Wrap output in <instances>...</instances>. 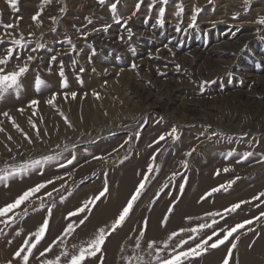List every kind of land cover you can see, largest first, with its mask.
Returning a JSON list of instances; mask_svg holds the SVG:
<instances>
[{"label": "rangeland", "instance_id": "obj_1", "mask_svg": "<svg viewBox=\"0 0 264 264\" xmlns=\"http://www.w3.org/2000/svg\"><path fill=\"white\" fill-rule=\"evenodd\" d=\"M260 19L264 0H16L15 8L0 0V58L13 49L8 64L0 67L10 72L27 63L29 69L19 94L0 98V176L8 177L0 180V208L36 184L54 180L0 217V264H23L24 253H15L22 246L26 250L25 240L34 241L32 233L45 219L49 227L28 264L57 257L59 264H67L98 229L110 230L145 174L149 179L128 217L85 264H140L137 257L147 264L156 251L147 248L150 241L157 248L167 241L168 248L160 252L167 258L173 249L186 251L213 232L218 233L213 241L220 239L238 224L244 227L225 244L205 246L184 264H224L225 258L229 264H264V114L254 116L222 102L211 115L202 112L198 120L174 122L148 111L130 86L146 88L161 102L166 98L160 92L178 89L177 104L200 110L197 101L244 92L264 105L258 90L264 83ZM21 37L25 47L12 44ZM202 58H212L214 65L203 64ZM37 78L43 81L39 90ZM202 81L209 82L203 92ZM33 100L38 103L31 105ZM173 128L176 139L168 135ZM34 160L40 163L16 172ZM105 186V195L89 205L91 212L68 216ZM235 204L240 207L234 212L225 211ZM214 212L221 215H209ZM69 223L75 231L65 235ZM201 224L211 227L188 231ZM140 231L144 236L137 248ZM172 233L177 235L168 240ZM181 240L188 242L178 247ZM233 241L236 247L229 254Z\"/></svg>", "mask_w": 264, "mask_h": 264}, {"label": "snow or ice", "instance_id": "obj_2", "mask_svg": "<svg viewBox=\"0 0 264 264\" xmlns=\"http://www.w3.org/2000/svg\"><path fill=\"white\" fill-rule=\"evenodd\" d=\"M98 2L103 4L104 0H98ZM164 2H166V0H164ZM9 3L12 5L13 8H15L16 0H9ZM137 8H139V5H137ZM115 9H116V5L115 4L111 5V11L115 12ZM163 13H164V9L161 8V10H160V16L161 17L163 16ZM177 14L179 15V13H177ZM38 15H39V13H37L36 16L32 17L33 21L37 20ZM160 22L161 21L158 20V23H160ZM194 22H195V16H193V23ZM257 23L264 24V19L258 20ZM5 27L10 28V27H12V25H6ZM22 40H23V37H21L20 39H13L12 44L15 46H19L20 48H23V47H25V45L22 43ZM38 47H41V46L38 45ZM12 54H13V49L8 48L7 55H5L3 58H0V65H7L9 60L12 58ZM31 59H32V57L29 56L28 60L30 61ZM54 59H55V57H53V60ZM132 67L135 68L136 65L134 64ZM28 70L29 69H28L27 63H25L23 66H17V68L15 70L10 71V72H6L4 67H0V98H3L5 95H7L9 93H16L18 95L19 92L21 91V88H22V85L20 82L21 77H23L28 72ZM177 70H179V65H177ZM60 75H61V77H63V71H61ZM208 83H209L208 81H202L200 83L199 87H200L201 92L204 91L205 85ZM42 84H43V81H41L39 78H37L35 81V86H36L37 90H39V88ZM62 86L66 87V83L63 80H62ZM71 95H72L73 99L76 97V93H72ZM55 99H56V96L54 94L52 96V98L47 101V103L51 105V104H53ZM37 103H38V101H36V100L31 101V105H36ZM20 111H23V110L21 109ZM4 115L7 116V113H4ZM9 119H11V118L9 117ZM33 127H35V125H33ZM175 132H176V129L173 128L172 131L170 133H168V135H172L173 139H176ZM137 135H139V133H137ZM164 138L165 137L163 135L160 136V140H163ZM29 142H31V141H29ZM190 154L191 153H186L185 155H190ZM97 159H100V158L97 157ZM153 159H154V157H153ZM71 162L72 161L70 160L68 163H71ZM39 163H40V161H38V160L31 161L30 163H25V164L21 165L18 169H16V172L23 173L24 171L27 170V168H29L31 166L38 165ZM182 163H184L185 167L187 166L186 162H182ZM152 170H153V166L150 164L149 168H148V172L151 173ZM224 171H228V169H225ZM7 178H8L7 176H0V180H3V181H6ZM57 179H62V177H57ZM148 179H149V176L147 174H145L144 180H142L140 182V184L136 188L134 194L128 200L127 205L121 210L118 217L112 223L110 230L106 231L105 228L98 229L93 238H91L90 240L84 241L80 246H78L77 251L71 255L70 259L67 260V264H85L86 260H88L92 257H95L97 255V253H99L101 251L102 246L104 245L107 236L110 235L112 231H115L120 225H122V223L128 217L130 210L133 207L134 202L139 198L142 190L145 187V182ZM53 183H54V180H48L44 183H38L34 187L27 189L21 195H19L14 202L7 204L3 208H0V217L7 216L8 213H10L14 209L20 207L26 201L30 200L31 197H33L37 193H39L41 191V189H44L47 187V185L53 184ZM180 187L182 190L184 186L181 185ZM221 187H224V186L222 185ZM225 190H227V189L225 188ZM53 191H59V189H53ZM106 191H107V186H105L104 191L100 192L99 195L85 201L84 204L80 208L76 209L73 212H70L68 214V216L69 217L77 216L80 213H83L85 211L91 212L92 209H91V207H89V205L94 206L95 202L98 201L101 197H103L105 195ZM216 191H219V189H212V192H216ZM210 194L211 193H209V195ZM260 195L264 196V193H260ZM46 196L51 197L52 192H47ZM40 199L43 200V197H40ZM239 207H240L239 204H235L230 209H225V211L234 212ZM169 211H171V209H169ZM26 212H27V209H25V213ZM209 215L217 216V215H221V213L214 212V213H209ZM262 215H264V213H262ZM9 219H11V218H9ZM66 219H67V217H66ZM86 219H87V216H85L83 219H81L79 221V224H83ZM3 222L5 224H8L9 220H4ZM213 223H215V221H213ZM244 223L250 224V223H252V221L249 220V221H245ZM48 227H49V222L47 219H45L44 222L39 226L37 231L32 233V236L35 238L34 241L29 243V240H25L24 245L26 246V250H25V247L22 246L15 253L16 257H20L21 253H24V255L22 256L23 264H28L29 256L32 254L33 249L36 248L37 244H39L41 242V240L45 237V234H46ZM75 227L76 226H74L72 223H69L64 229V234L65 235H71L75 231ZM207 227H211V225L201 224L199 226V229L192 228L188 231H191L192 233L195 234L198 231L203 230L204 228H207ZM243 227H244V224H238L235 227H233L232 229L226 231L222 238L216 239L215 241H213V236H217L218 233L213 232L212 235H209L205 239H202L200 241V243L195 245V247H191L186 251H175V249H173V252L169 253V256L167 258L161 257V255H160L161 251L168 248L167 241H165L162 248H157L155 242L150 241L147 244V248L149 250L156 249V251H155L154 260L147 262V264H184V262L189 260L190 258H195L197 256H200L202 254V252L206 250L205 246L215 249V248L219 247L220 245L225 244L226 241H229V238L233 235V233H235L238 229L243 228ZM176 235H177V233H172V235H170L168 237V240H171ZM143 236H144V232L140 231L139 238H137V240L135 242L137 248H140V239ZM194 238L195 237L193 236V237H190L189 239H194ZM60 239H62V237ZM210 241H213V242L209 243ZM187 242L188 241H186V240H181L180 245H178V247H182ZM53 243H55V241ZM235 247H236V243H235V241H233L231 248H229V250H228L229 254H231L232 249ZM48 251H51V245L49 246V248L45 249V252H48ZM45 252H41V256L45 255ZM149 254H151V252ZM61 255L67 257L69 255V253L66 251H62ZM137 259L140 260V264H145V262L143 261L142 258L137 257ZM59 262H60V257H57L55 260H52V261H44L43 264H59ZM224 264H229V261L227 258H225Z\"/></svg>", "mask_w": 264, "mask_h": 264}, {"label": "bare ground", "instance_id": "obj_3", "mask_svg": "<svg viewBox=\"0 0 264 264\" xmlns=\"http://www.w3.org/2000/svg\"><path fill=\"white\" fill-rule=\"evenodd\" d=\"M232 44H234V43H232ZM202 60L204 62V63L202 62L203 64H205V63H207L209 65H212L213 64L212 63V61H213L212 58L211 59H209V58H202ZM187 62H188V60H187ZM207 64H205V65H207ZM209 65H208V67H209ZM205 67H207V66H205ZM215 68H217V67H214V69ZM130 86H131V89L134 91V93H136L138 96H140L142 98V100H143L144 104L146 105V108H147L148 111L161 113V114H163V116L166 119H169V120L174 121V122H180L182 119H186V118L187 119H190L192 121L198 120V119L202 118V116H201V113L202 112H203V114L206 113L207 115H211L212 114V110H214V108H216L217 104L218 103H222V102L228 103L231 106V109H232V107H244V109L250 110L251 112H253V115L254 116H256V115H258L260 113L261 114L262 113L264 114V105L256 104L255 102H253L254 100L252 101V100L248 99V97L246 95V92H244V93H237L235 95H230V97H228V98L218 99V100H214V101H207V100L197 101L195 104L196 105H201L202 109L200 110L198 108L197 109L196 108H191L190 106H188L185 103L177 104L175 102L176 101L175 98H176V95L178 93V89H173V90H170L169 92L167 90H166L167 92L165 90H164V92L163 91L160 92V94L163 95L166 98L164 101L161 102L160 100L157 99V97H156L157 95L155 96L151 91L147 90L146 88L141 87L139 85H136V83L135 84L134 83H130ZM256 88L257 87L254 86V89H256ZM258 90L264 93V83H263V85H260V89H258ZM234 98H237L238 99V101H239V104L238 105H235L234 104V101H233ZM204 107H206V112L204 111L205 109L203 110ZM225 108H227V107L225 106ZM234 111H236V110H234ZM207 118H209V117H207ZM252 118H254V117H252ZM259 118H261V116ZM185 203L188 204V203H190V201L187 199L185 201Z\"/></svg>", "mask_w": 264, "mask_h": 264}]
</instances>
